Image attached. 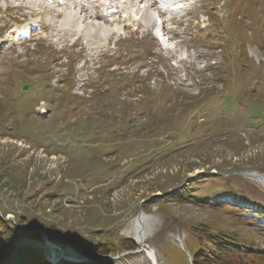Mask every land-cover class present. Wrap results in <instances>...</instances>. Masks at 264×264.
Returning <instances> with one entry per match:
<instances>
[{
    "label": "rangeland",
    "instance_id": "rangeland-1",
    "mask_svg": "<svg viewBox=\"0 0 264 264\" xmlns=\"http://www.w3.org/2000/svg\"><path fill=\"white\" fill-rule=\"evenodd\" d=\"M32 1L53 12L0 0V217L36 228H18L12 241L43 230L75 243L61 250L39 237L53 264L62 255L195 264L189 238L206 230L236 247L201 236L196 257L214 251L213 264H264V218H254L264 212V185L234 174H264V0H187L185 11H165L178 24L166 45L176 53L118 9L107 23L126 30L93 49L94 41L56 31L51 1ZM184 54L189 63L179 66ZM220 175L251 213L236 202L171 200L188 187L213 195L224 188ZM140 213L159 224L144 240L147 252L112 247L104 256L85 247L130 239L139 249L129 231Z\"/></svg>",
    "mask_w": 264,
    "mask_h": 264
},
{
    "label": "bare ground",
    "instance_id": "bare-ground-1",
    "mask_svg": "<svg viewBox=\"0 0 264 264\" xmlns=\"http://www.w3.org/2000/svg\"><path fill=\"white\" fill-rule=\"evenodd\" d=\"M50 1L56 8L54 10L58 11L57 16L53 15L52 18H48L50 21H52V19L58 20L56 24L59 23L58 27L60 30L58 29L56 31L60 34H64V32L75 33L79 36H83L89 42L94 41L96 46L93 49L105 44L108 38L118 33L121 28L117 23L114 27H110L107 23L111 21V19H109L110 17L107 18L106 15L108 12L107 4H113L112 6H114V9L111 10L112 12H115L116 9H118V11L120 10V12L128 18L125 20L131 18L130 23L140 25L156 34L158 30L154 29V20L159 16V13L157 14L155 11L156 5H163L169 9H181L185 4V0H62L60 6L59 4H55L56 0ZM30 5L34 7V9L38 7V10L42 6V4L37 3V1H30ZM43 8L45 14L50 13L48 7ZM139 15L141 18H139ZM45 16L48 17L49 15ZM51 27V24H48L45 28L49 30L48 28ZM167 43H165L164 46H166ZM255 179L260 184L264 185V179L258 177ZM132 223L133 225L129 233L132 234L138 246H141V244L144 246V240L154 235L159 226L154 217H148L146 214H141L140 217ZM133 252L135 251H129L128 254ZM147 256L150 260L155 262L156 257L153 251L147 253Z\"/></svg>",
    "mask_w": 264,
    "mask_h": 264
},
{
    "label": "trees",
    "instance_id": "trees-1",
    "mask_svg": "<svg viewBox=\"0 0 264 264\" xmlns=\"http://www.w3.org/2000/svg\"><path fill=\"white\" fill-rule=\"evenodd\" d=\"M220 176L221 177L219 178L221 179L224 188H221L218 191H214L213 192L214 194L211 193L213 195H205L199 197L195 195H191V193L188 192V190H190V187H188L186 189H181L177 194L171 196V200L179 199V201L192 202L191 200L194 199L196 201V204L199 206L208 205L209 207H213V208L217 206H223V207L230 206L234 202H236L237 204L235 206L243 208L244 211L243 210L242 211L244 214L251 213V211H253V207L250 206V203L248 202L247 199H244V197L241 196L237 197V195L235 194L236 193L235 190L233 189V187H231L232 180L230 182L228 177H225L224 175H220ZM160 196L152 197L151 199H159ZM147 209L149 208L147 207ZM254 210L257 209L254 208ZM1 213L6 214L8 212H1ZM4 216L5 215H1L0 217V262L1 260H3L2 264H51L47 262L48 260L45 257V250L47 249V247L46 248L44 247V244L37 235L25 234V236L23 237V241L17 244L12 241V237L17 236L16 232L18 231V228H23L24 225H27L26 227L36 229L33 226V222L32 221L28 222L24 219L18 220L15 217L13 218L14 220H10V219L6 220L5 219L6 216L5 217ZM254 218H257L258 222L261 223L262 218H264V212L260 211L259 213H256V215H254ZM201 233H207V235L206 234L201 235L197 233V235L195 236L191 235L192 239L189 238V240L192 241V243L195 246L192 255V259L195 262V264H213L214 261L212 256L217 255L213 251L210 252L209 255L204 254L203 256H199V257L195 256V253L198 250H200L199 248L196 249L197 248L196 245L197 242H201L199 239L201 236L204 240L205 238L210 239L211 243H214L219 246H223V244H226V246H228L229 248L236 247V245H234L230 241H225L222 238L225 236L223 234L215 233L214 231H206V230H202ZM186 238L188 237L186 236ZM213 239H215V241H212ZM48 240L49 242L60 247L61 250H64L65 247L69 244L71 245L75 244L73 242L61 241L57 238L54 239L53 241L50 239ZM6 247H11L13 251L9 253L11 249L7 248L5 250ZM85 247L91 250L97 249L95 251L99 255H104V256L109 255V253H111L112 247L118 248L120 250L123 249L124 251L134 250L137 248L133 245L130 239H127L126 241H122L119 243L115 242L114 244H100V245L95 244L93 246L90 245ZM8 250L9 252H7ZM53 251L58 255L59 253L58 250L54 249ZM193 256L195 257V259L193 258ZM57 263L58 264H91L86 262H69L63 259L62 257H59ZM95 264H107V263L98 262Z\"/></svg>",
    "mask_w": 264,
    "mask_h": 264
},
{
    "label": "water",
    "instance_id": "water-1",
    "mask_svg": "<svg viewBox=\"0 0 264 264\" xmlns=\"http://www.w3.org/2000/svg\"><path fill=\"white\" fill-rule=\"evenodd\" d=\"M236 173V172H235ZM236 174H239V175H242V176H244V177H247V178H249V179H251V180H253L254 182H256V183H259L258 181H256V177H258V178H260V179H264V176L263 175H261V174H259L257 171H249V170H246V171H237V173ZM141 214H144V213H140V214H138L137 216H136V219L137 218H139L140 217V215ZM12 217H7V220H9V219H11ZM35 233H37L38 235H39V237H41V239L42 240H44L45 241V243L47 244V245H49V246H51V247H53V248H57L54 244H52L51 242H49L48 240H47V237H46V235L42 232V231H39V230H35L34 231ZM33 232V233H34ZM139 247V249H137L135 252H133V253H130V254H139V253H141L142 251H146V250H144V246H143V244H141V246H138ZM60 248V247H59ZM61 249V248H60ZM61 251V250H60ZM147 252V251H146ZM65 256V255H64ZM107 260H109V257L108 258H105V259H103V258H98V259H94V260H90L89 258H86V257H83V258H75V262H87V263H97V262H101V261H107ZM153 261V260H152ZM154 262V261H153Z\"/></svg>",
    "mask_w": 264,
    "mask_h": 264
}]
</instances>
